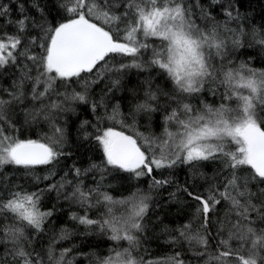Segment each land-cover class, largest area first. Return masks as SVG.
Masks as SVG:
<instances>
[{
  "label": "snow or ice",
  "instance_id": "obj_1",
  "mask_svg": "<svg viewBox=\"0 0 264 264\" xmlns=\"http://www.w3.org/2000/svg\"><path fill=\"white\" fill-rule=\"evenodd\" d=\"M243 8L244 0L0 3V22L13 28H0V82L9 81L0 83V264H264V69L251 66L247 51L264 54V23ZM131 69L135 82L125 79ZM69 114L76 147L95 141L101 156L55 180L61 158L72 156ZM106 120L162 132L126 134L101 128ZM41 123L48 131L30 138ZM89 175L92 186L83 181ZM109 177L147 178L149 192L137 185L117 199ZM169 188L162 203L186 217L175 227L149 216L153 193ZM53 192L56 203L44 206ZM61 200L78 209L67 213L71 227ZM150 228L178 250L139 255ZM96 235L112 242L105 254L83 250L100 247L88 242Z\"/></svg>",
  "mask_w": 264,
  "mask_h": 264
},
{
  "label": "trees",
  "instance_id": "obj_2",
  "mask_svg": "<svg viewBox=\"0 0 264 264\" xmlns=\"http://www.w3.org/2000/svg\"><path fill=\"white\" fill-rule=\"evenodd\" d=\"M0 3H8V0H0ZM11 7L13 9H15V5H11ZM250 10V15L252 16V18L255 20V23L257 25L264 23V0H244V8L243 10ZM13 15H15V12H13ZM216 18L218 20L222 19V16L220 13H215ZM200 23H202V21H198ZM0 28H3L5 31L11 33L13 31V28L10 26L5 25L3 22H0ZM243 51V50H242ZM249 53L252 54L253 59L251 62V66L257 69H264V54H260L259 56L257 55V51L256 49H248L247 50ZM246 56H242L240 57L241 60L246 59ZM120 59H127V58H122L119 56L115 57V60H120ZM103 71V70H102ZM136 70L135 69H131L129 70L128 73V77H125V79H131L133 82H135L138 77L135 75ZM106 75H110V73L106 74ZM139 79H142V77H139ZM107 79H105L104 83H107ZM3 83L4 86H7L9 81L7 79V74H6V78L0 82ZM103 83L100 85V87H97L95 89L96 95L97 97L100 95V89L103 87ZM123 95L122 92H117L116 96L119 97ZM209 99H212L211 97ZM121 110L122 112H124V114H127V107L126 105H122L121 106ZM80 110L77 109V112H79ZM103 111V110H101ZM71 115V121L69 123V134H70V143H71V147H70V151L72 152V156L68 159H64L61 158L60 163L56 166V172H57V176L55 177V180H59L61 177L64 176L65 172H68V170L72 167L73 163L76 164L77 167H82V168H86L88 166L89 161H96L99 162V157L101 156L100 151L96 148L95 146V141H92L91 144H87L86 142L83 141H79V143L81 144V147L77 148L76 147V143H77V132H76V127H77V123H73V121H76V116L74 114H69ZM82 118H88L86 115H82ZM128 124H131L132 121L129 118V120L127 121ZM101 128L105 127V126H112L115 127L116 130H122L124 131L126 134H132L135 135L136 131H140V132H144L146 135L149 133H153L156 136H159L162 132V128L157 126L155 123L152 125H142V124H137L135 126V128H129V127H121L120 123L118 122H114V121H110V120H106L103 123H101ZM48 131L47 125L41 123L39 125H33L29 128L27 135L30 138H38L40 135L44 134L45 132ZM207 172V176L209 178H211L213 176V169L209 168L206 170ZM36 174L43 176L46 174V169L41 166L40 168H38L36 170ZM187 174V169L185 168L183 171H180L178 173L181 181L184 180V178L186 177ZM124 177H127L128 174H122ZM69 179H74L71 174L68 177ZM109 180L111 181L113 187L108 189V191L110 192V194L119 199L122 196H127L129 194V192L134 191L136 189V186L138 185L144 192H149V186H148V181L147 178H141L139 180H126V179H116V180H112L111 177H109ZM84 184L86 186H92V178L91 175L84 177L83 178ZM18 183H23L25 184V186H27L29 189H33L34 188V182L32 181L31 177H20L17 180ZM48 183H50V181H43L41 183V187H44L45 185H47ZM199 183L203 184V181H199ZM173 188H169L167 190V192L161 190V194L160 195H155V193H153L155 199H154V203L152 204V206L149 209V216L155 220L157 216H160L162 218H165V222L168 221H174L173 224H171V227H175L176 224L184 222L185 221V213H181L179 212V205H173L171 203H162L163 201L167 200V196H168V192L173 191ZM56 194L55 192L53 193H46L45 194V199L43 201L44 206H50L51 203H56ZM181 199H183V197H181ZM60 203H63L64 207L62 209L63 213H65V215L62 218V222L66 223L69 227H71L72 222L68 221V217H67V213L71 212V211H77V207L75 205L73 206H69V204L63 200L60 201ZM156 204H161V207H157ZM188 213L191 212V209H187L186 210ZM167 214V216H166ZM90 215H95V212L90 213ZM180 216V219H177V216ZM58 224L61 223V221L57 222ZM51 227V225H50ZM79 230L82 231L83 230V226L79 227ZM151 235L147 236L146 239L144 240V242L142 243V247L140 249L139 255H143L146 259H155L158 257H162L165 255H170L173 253V251L178 250V249H174V248H170L168 247V245L165 243V239L166 237L161 234L159 232V229H156L155 232H152V229H149ZM159 236V239H156L154 237ZM73 241L76 244H81L83 241V238L81 237L80 239H76L75 237L73 238ZM88 242L90 244H97L99 243L100 247L96 248V247H92L89 248L87 246L84 247V251H95L97 253L100 254H105L107 252V247L106 245L111 244V241H108L105 237L103 236H90L88 238ZM72 243V241H62L61 245L62 246H69ZM82 261V264H89V261L83 257L80 258ZM78 264H80V262L78 261Z\"/></svg>",
  "mask_w": 264,
  "mask_h": 264
}]
</instances>
